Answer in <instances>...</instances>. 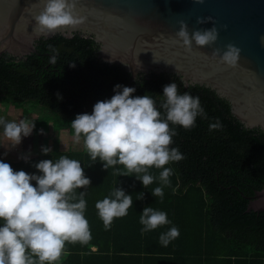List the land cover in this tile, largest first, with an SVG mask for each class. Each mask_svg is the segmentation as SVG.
Here are the masks:
<instances>
[{
	"label": "trees",
	"instance_id": "obj_1",
	"mask_svg": "<svg viewBox=\"0 0 264 264\" xmlns=\"http://www.w3.org/2000/svg\"><path fill=\"white\" fill-rule=\"evenodd\" d=\"M49 44L59 48L55 64L49 63ZM98 48L92 37L57 33L35 41L36 51L24 58L0 55V103L21 109L25 118V105L30 102L50 111L54 134L52 153L6 162L14 170L31 173L39 160L63 154L78 159L91 178L85 216L92 239L86 244L66 243L56 264H264V211L248 209L264 187V131L246 128L232 115L229 102L212 89L185 86L175 74L154 72L138 73L130 84L136 89L133 95L155 96L174 80L181 92L200 97L209 118H219L223 124L221 130L210 132V120L197 117L190 130L176 127L174 146L185 158L171 164L174 175L164 188L163 200L151 195L155 181L145 189L133 177L116 178L100 162L89 166L92 161L83 146L59 150V132L66 130L72 137L69 123L76 114L90 113L95 102L113 95L114 85L128 83L129 72L102 62ZM40 127L46 128V123L35 121L33 133ZM151 171L155 175L159 170ZM116 179L132 195L133 207L105 230L94 204L108 194ZM138 192L143 193L142 200H136ZM148 205L166 211L180 230L167 246L158 242V235L170 225L140 232V211Z\"/></svg>",
	"mask_w": 264,
	"mask_h": 264
},
{
	"label": "clouds",
	"instance_id": "obj_2",
	"mask_svg": "<svg viewBox=\"0 0 264 264\" xmlns=\"http://www.w3.org/2000/svg\"><path fill=\"white\" fill-rule=\"evenodd\" d=\"M41 8L34 16L37 35L47 37L57 30L75 27L83 22L75 12L77 0H40ZM203 3V0H195ZM210 18H197V24L207 23ZM215 25L187 31L181 21L175 41L188 49L209 46L217 40ZM264 45V36L260 38ZM49 63L55 64L59 48L48 45ZM235 62L239 49L232 44L212 51V57ZM74 66V65H70ZM135 87L116 84L113 95L98 100L91 112L75 115L69 123L74 143L81 144L92 161L100 162L102 169L112 170L113 175L130 176L147 187L156 185L151 195L164 199V188L174 175L172 163L183 160L184 154L174 146L176 127L190 130L197 117L209 119V131L221 130L219 118H209L200 97L188 91L181 92L176 81L165 84L162 94L133 95ZM34 120L20 118L9 120L0 115V138L9 148L31 135ZM43 134V129L38 130ZM43 155L52 148L41 145ZM0 155H7V151ZM30 153L19 158L27 161ZM35 172L14 170L0 159V264H56L65 251L66 243L86 244L92 239L88 219L86 191L91 178L84 174L78 159L59 155L34 163ZM157 169L158 174H153ZM143 193H136L142 200ZM94 207L105 230L114 218L124 217L133 207V197L127 194L116 179L107 195L95 202ZM140 232L153 231L170 225L158 235V242L167 246L177 238L180 230L168 219L167 212L150 205L140 211Z\"/></svg>",
	"mask_w": 264,
	"mask_h": 264
},
{
	"label": "water",
	"instance_id": "obj_3",
	"mask_svg": "<svg viewBox=\"0 0 264 264\" xmlns=\"http://www.w3.org/2000/svg\"><path fill=\"white\" fill-rule=\"evenodd\" d=\"M40 0H0V55L18 59L35 52V41L59 33L80 32L99 45L98 57L129 72L126 86L138 73H170L185 86L198 84L225 98L232 115L246 128L264 131V0H77L75 12L83 22L44 37L35 31ZM197 18H210L197 24ZM183 21L189 35L215 25L217 40L186 49L175 41ZM232 44L235 62L213 58L212 51ZM248 209L264 211V187Z\"/></svg>",
	"mask_w": 264,
	"mask_h": 264
},
{
	"label": "rangeland",
	"instance_id": "obj_4",
	"mask_svg": "<svg viewBox=\"0 0 264 264\" xmlns=\"http://www.w3.org/2000/svg\"><path fill=\"white\" fill-rule=\"evenodd\" d=\"M25 112H27L26 118L30 120L37 121L39 124L46 123V128L43 129V134L38 133H31V135L22 138L21 143L19 145H16L13 148H21L19 150V154H15V156L12 155H0V158H5L7 160H17L19 157L23 154L30 155L41 153L40 148L41 145L52 147L53 143V127H52V121L49 119L52 114L50 111L44 109L43 107L36 105L33 102H30L25 105ZM0 115L5 116L6 119L13 120V119H20L25 118L23 116V112L21 109H16L13 106L7 105V104H1L0 103ZM59 147H62L63 150H80L81 144L74 143L72 137L68 135L66 130H62L59 132ZM4 149H12L9 148V144L7 141H4L2 138H0V153H2V150Z\"/></svg>",
	"mask_w": 264,
	"mask_h": 264
},
{
	"label": "crops",
	"instance_id": "obj_5",
	"mask_svg": "<svg viewBox=\"0 0 264 264\" xmlns=\"http://www.w3.org/2000/svg\"><path fill=\"white\" fill-rule=\"evenodd\" d=\"M52 148V147H51ZM19 150H21V148H12V149H4V150H2V153H4L5 151H7V155H12V156H15V154L17 155V154H19ZM59 150L60 151H66V150H63L62 149V147H59ZM2 153H0V154H2ZM50 154V153H49ZM40 155H43L42 153H36V154H33V155H30L29 156V158H31V157H35V156H40ZM5 156V155H4ZM0 159H2V158H0ZM3 160L4 161H21V160H23V159H17V160H7V159H5V158H3Z\"/></svg>",
	"mask_w": 264,
	"mask_h": 264
},
{
	"label": "flooded vegetation",
	"instance_id": "obj_6",
	"mask_svg": "<svg viewBox=\"0 0 264 264\" xmlns=\"http://www.w3.org/2000/svg\"><path fill=\"white\" fill-rule=\"evenodd\" d=\"M80 33V32H79ZM101 60V59H100ZM102 61V60H101ZM103 62V61H102ZM145 74V73H144Z\"/></svg>",
	"mask_w": 264,
	"mask_h": 264
}]
</instances>
